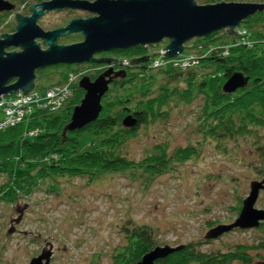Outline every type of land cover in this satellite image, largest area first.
<instances>
[{"label":"rangeland","instance_id":"1","mask_svg":"<svg viewBox=\"0 0 264 264\" xmlns=\"http://www.w3.org/2000/svg\"><path fill=\"white\" fill-rule=\"evenodd\" d=\"M8 1L18 5V11L23 15L31 6L40 4L39 0ZM196 1L199 5L216 4L210 0ZM216 1L264 4V0ZM91 16L84 11L51 12L40 19L39 25L45 31H51L66 27L74 19ZM15 29L11 16L0 21V34H13ZM245 30L250 32L246 27ZM255 30L264 33L261 26ZM247 36L248 39L240 37L236 46L252 48L258 44L251 32ZM80 41L72 39L69 44ZM60 43L63 44L62 41ZM168 43L166 41L156 49ZM194 43L188 45L182 57L197 58L199 54L202 57L201 51L207 52L205 55L208 56L209 51L218 46L214 44L197 50ZM194 64L190 66L196 68L200 62ZM111 67L105 64L50 67L42 74L38 72L37 76L43 78L37 79L35 91L39 94L61 86L57 84L60 80L58 74L65 73L68 79L63 87L71 85V95L65 103L68 104L75 97L76 86L82 78L99 71L102 74ZM113 68L120 71L115 66ZM46 74H54V79ZM73 74L74 82L71 84L70 76ZM160 82L163 84L166 80L161 79ZM178 87L180 90L188 89L184 83ZM159 94L156 89L153 97ZM203 105L201 96L192 104L173 102L162 107L166 113L164 116L155 106L153 119L147 126L136 136L126 134L128 138L122 146V153L132 168L124 172H98L92 176L64 174L38 182L39 168H33L34 164L26 161L17 169V176L20 178L30 171L33 180L27 179L13 201L0 200V264H30L51 246L54 252L51 264H113L114 257L129 247L126 229L134 226H146L155 232L158 247L193 245L201 252L210 253L227 252L238 245L260 244L264 234L261 228L237 229L217 240H207L206 237L213 228L234 224L241 214L243 202L250 196L251 184L264 181L260 172L264 170V160L258 151V146L264 148V126L253 136L219 142L202 132L199 117ZM34 110V113L40 112ZM32 116L22 123L29 122ZM91 143V138L84 136L82 148L87 149ZM155 152H167L160 174L156 173V167H147L151 164V154ZM12 180L10 175L0 174V191L8 189L13 184ZM31 188H34L32 192L29 191ZM256 209L264 210V191L260 193ZM251 256L254 264L257 260L264 263V249L252 251Z\"/></svg>","mask_w":264,"mask_h":264},{"label":"trees","instance_id":"2","mask_svg":"<svg viewBox=\"0 0 264 264\" xmlns=\"http://www.w3.org/2000/svg\"><path fill=\"white\" fill-rule=\"evenodd\" d=\"M43 1L45 0L38 2ZM263 25L264 12L248 18L243 22V28L240 27L243 30L246 27L259 41L252 48L236 46L240 36H228L224 31L194 40L197 50L214 44L218 46L210 50L208 56L205 55L207 52L201 51L202 57L197 55L200 65L186 70L174 68L172 64L155 69L152 64L162 47H136L110 53L111 58L120 60L116 69H125L127 77L114 81L103 99V111L96 122L75 132L67 130L75 107L85 95L77 85L75 97L60 109L35 112L29 122L0 131V174H8L13 178V184L0 191V200L13 201L27 179L33 180L34 176L30 171L20 178L17 176V169L28 160L34 164L33 168H39L38 182L64 174L92 176L98 172H124L132 168L130 161L122 153V146L128 138L126 134L136 136L140 129L147 126L154 116L155 106H158L159 113L164 116L166 113L162 110L163 106H170L173 102L192 104L201 96L204 105L199 120L205 136L219 142L253 136L257 129L264 126V33L255 30L260 26L264 28ZM72 39L83 40L81 36L73 35L62 39V43L69 44ZM147 55L152 56V59L141 67H125L122 64L124 60L130 61ZM46 69L38 72L42 74ZM206 70L209 73H205ZM100 74L99 71L89 74V77L95 80ZM236 74L250 78L248 86L234 94L225 93L224 84ZM49 75L46 74L54 79V74ZM58 75L60 80L57 84L62 86L68 79L67 75ZM161 79L166 82L162 84ZM181 83L187 84L188 89L180 90L178 85ZM156 89L160 94L153 97ZM194 89L197 90L196 93ZM126 116L133 117L137 122L135 127L128 129L123 126ZM34 131L36 133L31 135ZM86 135L91 138L92 143L87 149H83L81 142ZM258 151H261L264 160V148L258 146ZM166 154L167 152L151 154V164L147 167H156V173L160 174L167 160ZM260 172L264 179V170ZM33 190L31 188L29 191ZM263 229L264 224L260 230ZM126 233L129 235L130 245L114 257L113 264H138L144 256L158 247L155 232L149 227H129ZM261 237L262 242L256 246L238 245L227 252L205 253L193 245H187L182 251L159 260L157 264H252V251L264 249V234Z\"/></svg>","mask_w":264,"mask_h":264},{"label":"water","instance_id":"3","mask_svg":"<svg viewBox=\"0 0 264 264\" xmlns=\"http://www.w3.org/2000/svg\"><path fill=\"white\" fill-rule=\"evenodd\" d=\"M30 15L18 11V5L0 0V13H11L16 24L15 33L0 37V102L3 97L19 93L31 94L36 89L37 72L57 65L85 66L105 64L117 66L120 60L97 57L118 50L158 46L168 41L166 56L170 59L185 54L188 45L196 39L207 38L224 31L234 36L243 22L264 12L263 3H216L199 5L196 0H51L35 4L28 9ZM84 11L92 14L87 19H74L66 27L45 31L40 19L51 12ZM78 35L82 41L61 44L62 39ZM192 47V46H190ZM14 49L13 51H11ZM162 50V51H163ZM152 56L133 58L131 67L149 63ZM113 67L92 80L82 78L79 87L85 92L81 104L76 106L67 130L75 132L96 122L103 111V99L115 80L127 77L126 70ZM249 78L236 74L226 83L224 91L235 93L246 88ZM137 122L128 116L123 125L135 127ZM264 181L253 182L251 193L243 202V209L234 224L213 228L207 240H217L234 230L260 228L264 210L256 209ZM14 232V229L10 231ZM186 246L157 247L138 264H157L159 260L182 251ZM53 247L45 249L30 264H51Z\"/></svg>","mask_w":264,"mask_h":264},{"label":"built area","instance_id":"4","mask_svg":"<svg viewBox=\"0 0 264 264\" xmlns=\"http://www.w3.org/2000/svg\"><path fill=\"white\" fill-rule=\"evenodd\" d=\"M247 34V31L238 28V35L240 37L243 39H248ZM165 47L166 45L158 50L156 58L152 64L155 69L167 67L171 64L173 66L186 69L192 67L190 65L194 64V62H199L198 58H194L192 56L182 57L181 55L175 59H170L166 56H163L167 53L166 50H163ZM122 64L123 66L128 67L130 66V61L124 60ZM70 81L71 84L74 82V74L70 76ZM70 86L66 88H64L63 85L57 88L54 87L47 90L46 92L40 91L39 94L35 91V89L29 95L19 93L10 97H3L2 101L0 102V131L18 126L25 118L32 116L35 111L34 109L40 111H56L60 109L65 105L66 100H68L71 95ZM33 134L34 132H31V135Z\"/></svg>","mask_w":264,"mask_h":264},{"label":"flooded vegetation","instance_id":"5","mask_svg":"<svg viewBox=\"0 0 264 264\" xmlns=\"http://www.w3.org/2000/svg\"><path fill=\"white\" fill-rule=\"evenodd\" d=\"M24 15L28 16V15H30V13L28 12V13H26ZM7 16H12V15H11V13H8V12L0 13V21L5 20L7 18ZM1 35L2 34H0V37H1ZM13 50L14 49H12L11 51H13ZM101 57H111V54H105V55H103ZM260 228H262V225H261ZM252 264H254V263H252ZM257 264H264V263H262V261L258 260Z\"/></svg>","mask_w":264,"mask_h":264}]
</instances>
